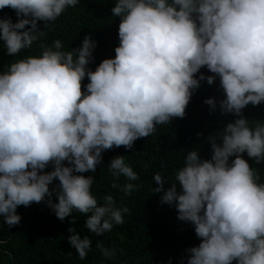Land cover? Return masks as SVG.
<instances>
[{
    "label": "clouds",
    "instance_id": "1",
    "mask_svg": "<svg viewBox=\"0 0 264 264\" xmlns=\"http://www.w3.org/2000/svg\"><path fill=\"white\" fill-rule=\"evenodd\" d=\"M77 3L0 0L17 17L0 18L5 54L28 49L44 34L38 21L46 28ZM110 11L118 46L94 71L98 42L88 33L70 51L40 42L39 56L0 72V219L11 228L18 206L43 202L61 222L86 214L84 227L106 236L127 209L111 196L98 206L93 177L78 174L110 158L114 177L135 181L131 152L161 137L153 192L200 240L186 264H264V0H115ZM177 134L179 152L169 146ZM170 160L174 177L159 168ZM67 232L83 260L89 237Z\"/></svg>",
    "mask_w": 264,
    "mask_h": 264
},
{
    "label": "trees",
    "instance_id": "2",
    "mask_svg": "<svg viewBox=\"0 0 264 264\" xmlns=\"http://www.w3.org/2000/svg\"><path fill=\"white\" fill-rule=\"evenodd\" d=\"M114 2L78 0L76 6L66 8L46 28L43 22L38 21V30L44 34L16 56H7L0 42V72L6 71L16 59L39 56L42 51L40 42L45 48H51L52 42L59 40L62 45L60 50L70 51L79 47L80 39L88 33L98 42L97 57H93V61L87 65L89 70L94 71L103 59L114 58V48L118 46L119 17H114L110 11ZM5 16L10 17L13 23L17 21L14 11L9 8L0 9V18ZM87 82L85 77L81 82L82 91ZM184 122L179 123L180 129ZM171 138L170 148L179 152L181 148L177 143L182 135ZM161 142V137H155L131 152L130 160L134 166H128L137 175L135 181L122 175L114 177L107 169L110 158H106L105 164L101 160L94 172L78 174L93 177L95 190L100 196L96 198L98 206L104 203L105 197L111 196L122 209H127L124 226L104 237L96 236L84 227L86 214L76 210L61 222L43 202L28 207L18 206L16 212L21 216L18 225L8 228L0 219V241L3 242L0 243V264H100V261L102 264H168L170 259L171 264H186L185 250L197 246L200 240L195 236L192 225L178 220L175 208L162 204L161 194L153 192L152 177L155 168H158L155 163L156 151ZM62 163L67 166L66 162ZM159 168L174 177L173 171L178 167L170 160ZM51 170V164L44 169L45 172ZM57 183L54 179L49 189ZM125 184H132L135 192L126 196ZM69 227L82 236L87 235L91 241V248L83 260L77 257L75 249L67 242V237L71 235L67 232ZM101 249H110L115 254L104 256ZM69 252L71 255H68Z\"/></svg>",
    "mask_w": 264,
    "mask_h": 264
},
{
    "label": "water",
    "instance_id": "3",
    "mask_svg": "<svg viewBox=\"0 0 264 264\" xmlns=\"http://www.w3.org/2000/svg\"><path fill=\"white\" fill-rule=\"evenodd\" d=\"M218 80V79H217ZM218 86H219V80H218ZM222 89H220V87H219V90H218V92H220Z\"/></svg>",
    "mask_w": 264,
    "mask_h": 264
}]
</instances>
